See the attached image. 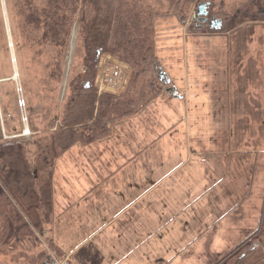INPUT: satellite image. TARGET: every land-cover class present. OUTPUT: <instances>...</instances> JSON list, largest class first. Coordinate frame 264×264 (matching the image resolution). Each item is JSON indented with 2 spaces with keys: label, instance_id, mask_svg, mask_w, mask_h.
<instances>
[{
  "label": "rangeland",
  "instance_id": "374dc122",
  "mask_svg": "<svg viewBox=\"0 0 264 264\" xmlns=\"http://www.w3.org/2000/svg\"><path fill=\"white\" fill-rule=\"evenodd\" d=\"M31 1L33 7L41 6L43 2ZM202 2L210 3L209 17L214 15L222 21L219 29L196 24L193 16L198 4ZM167 3L168 0H163L162 4L167 7ZM28 9L23 0H0V80L13 77L9 29L20 81L19 85L14 80L0 81V114L6 132L10 135L21 133L24 125H27L30 135L21 141L25 145L27 158L35 162L36 154L48 147L49 135L59 123L68 79L81 71L82 66L78 17L71 25L61 69L55 71L53 60L56 48L53 45L39 46L34 41L37 34L25 18ZM262 11L264 0H187L177 13L158 17L154 23L155 52L159 67L170 83L157 98L136 114L111 124L110 132L93 142L107 140L113 134L114 137L119 135L121 142L137 146L138 168L140 163L147 164L149 159L162 157L158 161L160 165H168L170 157L177 159V165H168V170L178 169L179 160L187 159H214L212 163L218 164L219 172L220 165L232 163L235 173L239 169L236 181L244 183L245 179L244 185L249 187L245 195L246 218L252 212L250 207L261 205L263 188L260 176L264 172L257 165L264 142L260 81L261 47L264 43ZM115 61L120 62L127 72L122 90L125 89L131 73L130 67L117 57L105 54L100 59L95 78L99 92L119 93L118 90L112 91L101 78L102 69L113 65ZM167 88L172 90L168 91ZM176 95L183 99H176ZM21 100L24 101L23 107L19 106ZM23 117H26V123ZM175 124L185 133L178 135L180 144L191 143L199 155L194 154L189 158L187 153H180L174 157L171 156L173 152L161 149L158 143L162 140L161 136L167 138L169 135H163L160 127ZM191 164L185 169L180 167L177 173L186 171ZM31 168L34 169L35 165ZM154 168L155 174H160L158 166ZM257 173L259 192L256 196L260 199L255 202L253 194L256 191L253 192V187ZM237 188L241 189L242 186L238 185ZM239 200L236 198V201ZM241 232L243 239H234V245L227 253L212 260V264H245L235 263L245 252L243 243L248 230L245 231L244 226ZM26 243L14 250L0 245V264H20L21 261L24 264L22 258L25 256L29 260V257L33 259L38 254L43 258L52 252L56 255L52 250L54 247L48 245V248L43 246L44 249L38 246L33 248L31 243H27L28 249ZM234 252L241 253L234 257L228 256ZM48 264L53 262L49 261Z\"/></svg>",
  "mask_w": 264,
  "mask_h": 264
},
{
  "label": "crops",
  "instance_id": "0c3cea01",
  "mask_svg": "<svg viewBox=\"0 0 264 264\" xmlns=\"http://www.w3.org/2000/svg\"><path fill=\"white\" fill-rule=\"evenodd\" d=\"M160 129L169 136L158 143L171 156L198 154L191 143L180 144L178 135L185 133L176 124ZM118 136L76 143L55 159L51 207L39 211L43 230L38 248L53 246L71 264H212L234 239H243L249 187L245 179L236 181L239 169L235 173L232 163L220 165L219 172L214 159H187L168 170L177 159L160 165L162 157L138 168L137 146ZM28 159L34 167V159ZM155 165L160 174H155Z\"/></svg>",
  "mask_w": 264,
  "mask_h": 264
},
{
  "label": "trees",
  "instance_id": "16d2710c",
  "mask_svg": "<svg viewBox=\"0 0 264 264\" xmlns=\"http://www.w3.org/2000/svg\"><path fill=\"white\" fill-rule=\"evenodd\" d=\"M23 1L29 7L26 23L37 34L34 41L56 48L55 71L61 69L71 25L78 17L82 70L68 79L59 123L49 135L48 147L36 154L34 169L23 141H0V245L8 250L26 242L40 246L39 211L41 206L51 207L49 180L55 159L76 143L106 136L111 124L136 114L170 83L159 67L154 23L158 17L177 13L187 0H168L167 7L163 0H43L38 7L31 6V0ZM105 54L130 67L128 83L119 93L99 92L95 86ZM52 250L61 258L56 248ZM25 257H21L24 264L52 262V255Z\"/></svg>",
  "mask_w": 264,
  "mask_h": 264
},
{
  "label": "flooded vegetation",
  "instance_id": "af4514ba",
  "mask_svg": "<svg viewBox=\"0 0 264 264\" xmlns=\"http://www.w3.org/2000/svg\"><path fill=\"white\" fill-rule=\"evenodd\" d=\"M205 2L199 3L197 6V9L200 4H203ZM208 3L207 8L203 12L202 15L198 16L196 14L193 16V18L196 20V24L198 26L202 25H208L210 27V24H214L216 20L220 18H216L214 15H210L209 17V6L210 3ZM196 9V10H197ZM264 11H262L263 13ZM264 14V13H263ZM216 18V19H215ZM262 55H261V73H260V81L262 83V100L261 105L264 108V43L262 45ZM168 89V88H167ZM260 94V96H261ZM260 158H258L257 165L261 167V170L264 172V142L263 147L261 151L259 152ZM259 162V164H258ZM261 164V165H260ZM261 179L263 183L262 188V196H261V205H257L254 207H250L249 210H252L246 218H245V231L248 230L247 235H245V242L243 243V246L245 247V252L242 253V257L240 259L238 258L237 262H245V264H264V173H261ZM259 192V191H258ZM260 199V198H259ZM258 199V201H259ZM247 209V208H246ZM247 219V220H246ZM255 221V222H254ZM241 252L237 253L234 252L231 254L233 257L237 254H240Z\"/></svg>",
  "mask_w": 264,
  "mask_h": 264
},
{
  "label": "built area",
  "instance_id": "2783aa9c",
  "mask_svg": "<svg viewBox=\"0 0 264 264\" xmlns=\"http://www.w3.org/2000/svg\"><path fill=\"white\" fill-rule=\"evenodd\" d=\"M126 77L127 72L124 71L123 65L115 61L113 65H110L107 68L102 69V75L101 78L103 80V83L106 84L112 91L118 90L117 92H120L125 84H126ZM20 88H18V91ZM22 104L19 103L20 107L24 106V101H20ZM23 121L26 123V117H23ZM30 135V130L27 128V125H24V128L21 133L19 134H8L6 132V128L4 126L3 117L0 114V141L1 142H10L13 140L23 139L25 137H28ZM54 264H71L68 258H60V259H54Z\"/></svg>",
  "mask_w": 264,
  "mask_h": 264
},
{
  "label": "bare ground",
  "instance_id": "6f19581e",
  "mask_svg": "<svg viewBox=\"0 0 264 264\" xmlns=\"http://www.w3.org/2000/svg\"><path fill=\"white\" fill-rule=\"evenodd\" d=\"M8 35H9V39H10L11 59H12V62H13V77L3 78L0 81H4V80H14L16 82V84L19 85L20 84V81H19L18 66H17L16 57H15V54H14L13 43H12V40H11V32L9 31V29H8ZM64 84L66 85V81H65ZM64 90H65V87H64Z\"/></svg>",
  "mask_w": 264,
  "mask_h": 264
},
{
  "label": "water",
  "instance_id": "95a60500",
  "mask_svg": "<svg viewBox=\"0 0 264 264\" xmlns=\"http://www.w3.org/2000/svg\"><path fill=\"white\" fill-rule=\"evenodd\" d=\"M207 6H208V3L200 4L198 9L196 10V12H197L196 15H198V16L202 15L203 12L205 11V9L207 8ZM221 24H222V21L220 19H218V20L215 21L214 24L211 23L210 27L214 28L215 30H217V29L220 28ZM167 90L171 91L172 89L168 88ZM176 97H177V95H176Z\"/></svg>",
  "mask_w": 264,
  "mask_h": 264
}]
</instances>
